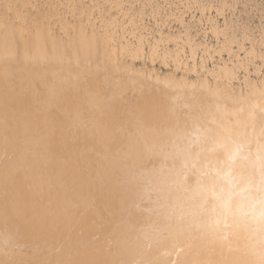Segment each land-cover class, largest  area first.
I'll return each mask as SVG.
<instances>
[{
	"label": "bare ground",
	"instance_id": "1",
	"mask_svg": "<svg viewBox=\"0 0 264 264\" xmlns=\"http://www.w3.org/2000/svg\"><path fill=\"white\" fill-rule=\"evenodd\" d=\"M81 48L0 39V264H264V224L213 198L264 165V93L160 90Z\"/></svg>",
	"mask_w": 264,
	"mask_h": 264
},
{
	"label": "rangeland",
	"instance_id": "2",
	"mask_svg": "<svg viewBox=\"0 0 264 264\" xmlns=\"http://www.w3.org/2000/svg\"><path fill=\"white\" fill-rule=\"evenodd\" d=\"M0 39H40L65 60L88 45L86 58L160 90L183 84L231 104L264 93V0H0Z\"/></svg>",
	"mask_w": 264,
	"mask_h": 264
},
{
	"label": "clouds",
	"instance_id": "3",
	"mask_svg": "<svg viewBox=\"0 0 264 264\" xmlns=\"http://www.w3.org/2000/svg\"><path fill=\"white\" fill-rule=\"evenodd\" d=\"M240 150H236L231 160L242 159ZM261 157L257 155V177L241 179L233 175L231 167L220 174L222 187L213 192V198L219 208L224 212L233 211V201H238L236 212L246 217L253 224H264V165H261Z\"/></svg>",
	"mask_w": 264,
	"mask_h": 264
}]
</instances>
